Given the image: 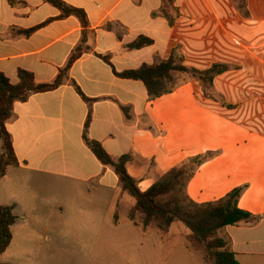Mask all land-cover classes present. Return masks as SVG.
<instances>
[{"label":"crops","instance_id":"0c3cea01","mask_svg":"<svg viewBox=\"0 0 264 264\" xmlns=\"http://www.w3.org/2000/svg\"><path fill=\"white\" fill-rule=\"evenodd\" d=\"M62 1L86 12L87 29L76 17L60 19L61 11L45 0H0V72L11 84H19V70L52 83L76 49L84 50L61 87L14 104L6 128L18 166L0 178V206L16 205L26 225L33 213L56 214L61 231L71 212H106L112 226L120 227L123 216L127 230L148 238L137 200H127L117 174L87 146L91 114L88 138L115 160L133 157L127 171L141 192L197 158L202 162L184 190L190 201L216 203L242 188L238 207L253 218L218 236L241 264H264V0H246L244 10L233 0ZM139 41L149 43L131 47ZM172 56L200 71L230 68L214 79L212 96L198 81L174 73L173 88L151 99L143 82L116 74ZM3 146L0 140V157ZM44 180L53 185L44 199L27 189Z\"/></svg>","mask_w":264,"mask_h":264},{"label":"trees","instance_id":"16d2710c","mask_svg":"<svg viewBox=\"0 0 264 264\" xmlns=\"http://www.w3.org/2000/svg\"><path fill=\"white\" fill-rule=\"evenodd\" d=\"M61 11L60 19L76 17L81 22L84 29L89 26L88 17L83 9H79L66 4L62 0H45ZM239 8L246 9V0H233ZM53 20H49L52 22ZM36 29L24 32L29 35ZM149 41H139L131 45L133 48H140L148 44ZM84 53L79 47L73 53L67 66L62 69L57 79L52 83H37L33 73L19 70V84L13 85L10 80L0 72V140L3 141V154L0 157V178L6 175L9 166H18V161L13 149L12 136L8 132L6 125L13 118V107L17 102H26L31 95L50 92L58 89L66 80H69L68 73L75 63ZM104 60L109 63L108 58ZM225 64H215L210 69L200 71L188 68L177 63L176 56H172L166 62L152 67L144 66L138 70H129L116 73L122 79L141 81L145 84L151 99L157 98L168 91L164 88L165 83L173 81V74H188L191 79L198 81L205 93L212 96V86L214 79L229 70ZM79 95L88 103L93 101L87 99L77 84L73 81ZM91 122L89 114L84 132V139L97 159L107 167H110L119 177L123 189L128 191L136 200V210L143 215V225L145 227L156 224L162 231L173 223H183L193 234V238L206 247V259L214 264H241L235 253L229 247L227 241L218 236V232L227 227L235 226L241 222L250 221L253 216L238 207L242 188H238L229 193L224 199L216 202L199 205L190 201L184 194L185 186L194 172L196 165L202 159H194L187 164L173 169L166 177L154 184L148 191L141 192L137 181L133 179L127 167L132 162L131 155H125L118 160L113 159L97 142L90 140L87 130ZM16 205L0 206V255L9 248L13 235L11 227L16 223L17 217L14 214ZM134 218V215H131ZM3 264V263H0Z\"/></svg>","mask_w":264,"mask_h":264},{"label":"rangeland","instance_id":"374dc122","mask_svg":"<svg viewBox=\"0 0 264 264\" xmlns=\"http://www.w3.org/2000/svg\"><path fill=\"white\" fill-rule=\"evenodd\" d=\"M181 75L182 80L191 78L188 74ZM174 82L173 78L166 90L172 89ZM12 173V179L19 177L16 171ZM44 181H31L27 189L43 198L46 193L51 194L53 187ZM127 195L128 201L136 202ZM14 213L17 217L12 231L14 241L2 254L4 264H214L205 257L206 247L190 236V230L182 223L173 224L167 231L151 224L147 227L148 238L143 239L137 235L140 230L134 233L127 230L126 217H121L120 227L112 226L113 215L106 212L85 217L71 212L63 219L68 226L63 231L56 227V214L33 213L29 216L31 224L26 225L23 214L19 210ZM187 251L193 258L185 255Z\"/></svg>","mask_w":264,"mask_h":264}]
</instances>
